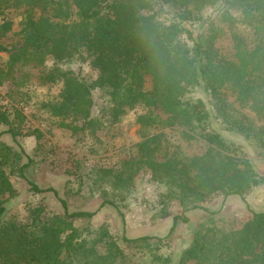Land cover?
<instances>
[{"label":"trees","instance_id":"obj_1","mask_svg":"<svg viewBox=\"0 0 264 264\" xmlns=\"http://www.w3.org/2000/svg\"><path fill=\"white\" fill-rule=\"evenodd\" d=\"M216 5L238 10V15L228 21L229 30L235 34L234 29L241 25L243 33L232 35L240 42L230 52L216 46L224 31L213 25L206 37L200 33L194 38L186 32L190 43L177 34L166 33L171 13L182 22H200L202 13ZM10 13H16L17 20L0 25V37L15 24L16 40H12L11 47L0 41V52H8L4 69H0V81L9 82L13 88L43 86L49 81L61 83L71 106H49L51 115L60 116L61 122L88 117L92 89L102 88L108 94L123 90L131 108L141 110L137 115L141 124L157 119L162 125L184 122L190 129L195 126L205 130L203 121L209 120L211 113L204 101L193 97L203 88L212 99L214 113L226 124L225 129L234 127L247 132L246 137L251 136L249 131L254 125L246 117L241 121L234 116L235 103L262 121L255 132L264 135V0H0V20ZM36 52L52 55L56 62L63 56L88 62L101 73L92 84H86L72 70L58 64L43 72L24 71L32 67ZM144 74L151 78L147 91L140 89ZM13 111V121L0 113V122L8 126L5 132L15 140L25 117L18 108ZM205 138L223 142L217 133ZM4 156L11 166L15 165L17 153L0 142V218L5 213L10 189L9 178L2 170ZM244 165L241 158L228 155L203 163L178 152L166 163L169 173L182 174L188 185L208 191L241 172ZM23 168L20 167V176L25 178ZM31 190L49 191L57 197L50 188L41 190L31 184ZM59 202L71 220H89L98 211L69 212L66 202ZM105 204L107 201L100 207ZM178 220L188 221L184 215L174 217L167 237ZM83 230L66 233L53 227L48 233L44 227H38L35 234L43 240L25 247L14 227L0 224V264H115L123 255L103 229ZM197 233L195 245L182 254L178 264H264V211L253 213L233 237L213 226ZM152 239L122 238L134 245L149 244Z\"/></svg>","mask_w":264,"mask_h":264},{"label":"rangeland","instance_id":"obj_2","mask_svg":"<svg viewBox=\"0 0 264 264\" xmlns=\"http://www.w3.org/2000/svg\"><path fill=\"white\" fill-rule=\"evenodd\" d=\"M219 5L206 9L200 22H182L171 13L166 33L177 34L190 43L186 32L194 38L200 33L206 37L213 25L224 31L216 46L230 52L240 42L232 35L243 33V27L237 25L235 34L230 31L228 21L238 15V10ZM15 14L5 16L0 25L15 22ZM15 34L13 24L0 41L11 47ZM34 57L32 67L24 71L43 72L58 64L72 70L86 84H92L101 73L88 62L66 56L57 62L56 57L40 52L34 53ZM7 59L8 52H0V69H4ZM150 87L151 78L144 74L140 89L147 91ZM101 89H92L88 117L61 122L60 116H52L49 108L71 106L61 83L49 81L43 86L13 88L9 82L0 81V113L11 122L13 108H18L25 117L15 140L5 132L8 126L0 122V142L18 155L13 166L3 157L2 170L9 178L10 189L0 224L14 227L23 246H34L43 240L35 234L38 227H44L48 233L53 227L66 233L101 228L122 250L123 255L115 264H178L182 254L198 240L197 232L202 234L213 226L233 237L253 213L264 211V135L255 132L263 123L250 110L235 103L232 108L237 119L243 121L246 117L253 123L250 137L234 127L225 129L226 124L212 109L211 97L200 88L193 97L204 101L211 113L210 119L203 121L205 130L195 126L190 129L184 122L162 125L157 119L141 124L137 121L141 110L131 108L123 90L108 94ZM232 100L228 98L229 102ZM213 133L223 142L205 138ZM176 152L203 163L228 155L241 158L245 165L240 167L241 172L208 191L188 185L182 174L169 173L166 163ZM21 166L25 178L20 176ZM31 184L41 190L53 189L57 197L49 191L34 193ZM60 199L66 202L69 212L98 210L97 214L89 220H71ZM103 201L107 204L100 207ZM181 215L188 221L178 220L167 237L173 218ZM143 236L153 239L149 244L135 245L122 240Z\"/></svg>","mask_w":264,"mask_h":264}]
</instances>
